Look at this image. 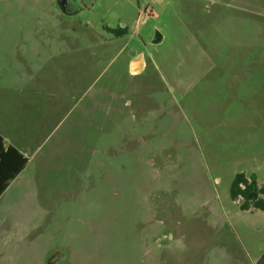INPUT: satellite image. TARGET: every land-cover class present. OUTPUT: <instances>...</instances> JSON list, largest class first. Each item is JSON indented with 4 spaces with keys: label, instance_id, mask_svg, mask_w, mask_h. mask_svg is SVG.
<instances>
[{
    "label": "rangeland",
    "instance_id": "374dc122",
    "mask_svg": "<svg viewBox=\"0 0 264 264\" xmlns=\"http://www.w3.org/2000/svg\"><path fill=\"white\" fill-rule=\"evenodd\" d=\"M0 132L29 158L5 264L252 259L264 0H0Z\"/></svg>",
    "mask_w": 264,
    "mask_h": 264
},
{
    "label": "crops",
    "instance_id": "0c3cea01",
    "mask_svg": "<svg viewBox=\"0 0 264 264\" xmlns=\"http://www.w3.org/2000/svg\"><path fill=\"white\" fill-rule=\"evenodd\" d=\"M71 6V5H70ZM70 9H72L70 7ZM71 12V10L69 11ZM114 30V29H113ZM112 30V31H113ZM121 33L122 32H126L125 28H121ZM123 33V34H124ZM115 34V33H114ZM121 34V35H123ZM116 35V34H115ZM120 35V36H121ZM118 36V35H117ZM143 56V55H142ZM142 56H137V57H133L130 60V67H131V71L134 68H138V69H144L145 68V60H139V58H141ZM135 64H138L135 67ZM140 70V71H142ZM139 71V72H140ZM0 135L4 138V143H5V148L7 149L9 146H14L16 147L25 157H27V153L25 150H23L22 148L14 145L12 142H10V140H8V138L0 132ZM28 158V157H27ZM29 165V158H28V163L26 165V167L24 168V170H22V172H20V174L13 179L10 183L9 186L7 187V189L3 192V194L0 196V208L3 207L1 206L2 202H5L6 198H7V194L10 190V188L12 187V185L17 182V180H19L21 178V175L23 174V172L26 170L27 166ZM254 175V174H253ZM256 177V176H255ZM260 182L259 184L264 185L263 181L258 178V181ZM263 196H261L262 201L264 202V194H262ZM242 214H255V216H257V214H260L259 216H261V222L260 223H255L254 225L250 226L251 230H255L256 233H259V235H254V237L256 238L252 245H251V253H252V259H247V261L245 260H241V258H237L236 260H234L233 264H264V209H255V210H245V211H241ZM11 215L8 213L3 214V212H1L0 210V264H5L7 261H2V260H7L10 258L11 256V252L13 251L12 247H11V243L15 237L16 234V228L15 225L11 224V226H9L8 224V220L6 219V217H10ZM259 238V239H258ZM258 240H262V241H258Z\"/></svg>",
    "mask_w": 264,
    "mask_h": 264
},
{
    "label": "trees",
    "instance_id": "16d2710c",
    "mask_svg": "<svg viewBox=\"0 0 264 264\" xmlns=\"http://www.w3.org/2000/svg\"><path fill=\"white\" fill-rule=\"evenodd\" d=\"M121 29L113 30L120 36ZM28 158L25 157L16 147L9 146L5 148L4 138L0 135V196L9 186V183L15 179L26 167ZM264 194V188H258L255 176L247 179L244 173H238L231 187V196L233 199L242 197L244 200L243 208L247 209L251 204L264 209V202L259 195Z\"/></svg>",
    "mask_w": 264,
    "mask_h": 264
},
{
    "label": "water",
    "instance_id": "95a60500",
    "mask_svg": "<svg viewBox=\"0 0 264 264\" xmlns=\"http://www.w3.org/2000/svg\"><path fill=\"white\" fill-rule=\"evenodd\" d=\"M159 39H160V38H156V40H155V41H156V42H158V41H159Z\"/></svg>",
    "mask_w": 264,
    "mask_h": 264
}]
</instances>
